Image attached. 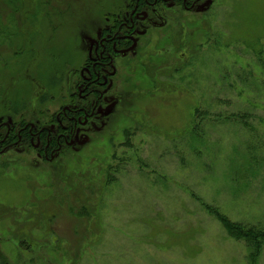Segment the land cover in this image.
Here are the masks:
<instances>
[{
    "label": "rangeland",
    "instance_id": "rangeland-1",
    "mask_svg": "<svg viewBox=\"0 0 264 264\" xmlns=\"http://www.w3.org/2000/svg\"><path fill=\"white\" fill-rule=\"evenodd\" d=\"M124 1L0 0V112L56 109ZM171 8L124 58L104 127L51 163L0 161V264H249L201 201L264 226V0Z\"/></svg>",
    "mask_w": 264,
    "mask_h": 264
},
{
    "label": "flooded vegetation",
    "instance_id": "flooded-vegetation-1",
    "mask_svg": "<svg viewBox=\"0 0 264 264\" xmlns=\"http://www.w3.org/2000/svg\"><path fill=\"white\" fill-rule=\"evenodd\" d=\"M205 1L125 0L115 11L104 12L102 24L91 37L86 36L88 44L82 60L67 68L68 76L63 73L68 91L56 109L40 108L27 115L24 110L0 112V161L5 162V155L15 153L19 159L51 163L73 148L85 130L104 127L116 100L119 67L134 52L140 36L166 24L165 7L198 11ZM179 40L173 35L167 38V46L171 44L175 52ZM151 41L150 35L139 51ZM118 60L122 61L119 66Z\"/></svg>",
    "mask_w": 264,
    "mask_h": 264
},
{
    "label": "trees",
    "instance_id": "trees-1",
    "mask_svg": "<svg viewBox=\"0 0 264 264\" xmlns=\"http://www.w3.org/2000/svg\"><path fill=\"white\" fill-rule=\"evenodd\" d=\"M243 117V116H239ZM194 129V128H193ZM205 210L210 213L223 228L225 233L234 239L243 240L247 248V261L249 264H256L261 250L264 247V226L247 225L230 219L217 207L201 201ZM0 261L5 262V257L0 252Z\"/></svg>",
    "mask_w": 264,
    "mask_h": 264
},
{
    "label": "water",
    "instance_id": "water-1",
    "mask_svg": "<svg viewBox=\"0 0 264 264\" xmlns=\"http://www.w3.org/2000/svg\"><path fill=\"white\" fill-rule=\"evenodd\" d=\"M209 3H210V1H209V2H207V4H206V5L208 6V5H209Z\"/></svg>",
    "mask_w": 264,
    "mask_h": 264
}]
</instances>
